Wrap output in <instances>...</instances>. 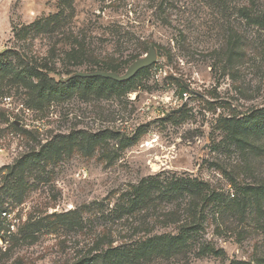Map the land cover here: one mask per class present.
I'll return each mask as SVG.
<instances>
[{
  "label": "rangeland",
  "instance_id": "rangeland-1",
  "mask_svg": "<svg viewBox=\"0 0 264 264\" xmlns=\"http://www.w3.org/2000/svg\"><path fill=\"white\" fill-rule=\"evenodd\" d=\"M199 1L71 0L67 7L60 0H0V55L20 50L66 84L39 98L37 90L12 82L14 73L0 74V211L16 219L0 264H78L96 248L189 226V198L118 217L121 196L141 180L195 179L225 201L234 196L229 178L264 183V145L235 146L218 123L264 106V33L255 37L236 21L241 36L253 40L248 37L232 67L220 28L232 20H217L212 3ZM59 13L52 22L64 24L52 38L15 37ZM151 47L156 63L126 86L77 76L96 63L126 61L117 73L123 75ZM18 164L22 179L15 185L9 173ZM227 217L207 210L183 257L153 264L262 262L264 224ZM207 245L215 255L203 253Z\"/></svg>",
  "mask_w": 264,
  "mask_h": 264
},
{
  "label": "trees",
  "instance_id": "trees-1",
  "mask_svg": "<svg viewBox=\"0 0 264 264\" xmlns=\"http://www.w3.org/2000/svg\"><path fill=\"white\" fill-rule=\"evenodd\" d=\"M60 1L63 5L70 7L69 3H71V0ZM199 3H212L215 8L216 17H220L217 20H223L227 23L232 20L229 27L225 28L226 30H223V25L220 28L226 32L227 36L223 54L227 52L228 62L233 67L235 61L240 58V50L243 48L246 40H249L246 32H243V36H241V30L235 26L236 21H244L246 30L254 31L253 33H256L255 37H259V35L264 33V0H200ZM61 15V13L52 15L44 21H37L23 27L15 33V37L19 38L20 35L26 37L31 34H33L32 36H37L41 34L42 36L46 35L52 38L56 33L55 31L62 28H59V25L62 26L64 24L62 21H58L59 25L52 21L57 20ZM113 33L119 35L120 31L113 30ZM249 38L253 40L252 37ZM146 47H144L145 50ZM144 49L142 50L144 51ZM10 56L12 59H9ZM137 57L139 56L135 54L129 59L135 60ZM26 59L27 56L20 50H7L0 55V74L4 72L14 73V76L11 78L12 82H18L29 88L31 87L32 91L33 89L37 90L39 98H44L48 94L52 96L57 92L64 91L66 84L49 78L44 74V72H47V69L41 68L38 65L36 66L35 60L26 61ZM124 64H126V61H121L119 64L96 63L92 67H89L90 69L87 70V73L96 71L119 73ZM67 74L69 75L70 73L67 72ZM30 79L36 80V84L33 85ZM75 79L76 77H73L70 81H74ZM132 79L123 83L103 78H86L85 80L91 82L100 80L118 86H126ZM180 87L181 92L186 93V88L182 84ZM171 116L167 120H170ZM218 123H222L221 128L235 146L239 145V147L247 148V150H260L261 147L258 144L264 145V106L252 108L240 118L232 115L228 120L224 119ZM31 166L28 169L34 171L36 166ZM21 169L22 166L18 164L12 167L9 173V177L14 178L15 185L19 184L22 179L18 172ZM167 180L158 181L157 178L141 180L136 187H132L130 191L121 196L122 203L119 206V210H116L119 212H116V215L121 218L124 215L131 216L143 210L151 211V209L159 206L158 204L161 202H172L180 198L184 200L189 198V208L187 209L189 226L179 228L176 234H152L146 231L145 237L139 238L130 244L117 247H112L109 244L106 248H96L93 255L88 256L86 260L84 259L78 264H153L158 261H168L183 257V254L186 253L185 251L195 240V236L199 232L200 223L204 222L205 212L209 209L214 214L220 216L228 215L229 217L227 218L238 221L240 224L241 222L246 224L254 222L258 226L259 224L260 226L264 224L263 221L260 222L261 219H264V201H261L264 198V183L256 182L254 184L242 185L229 178L234 196L233 200L229 199V201H225L224 197H221L220 193H216L210 189L207 183L199 182L195 179ZM246 196H249L251 199H248ZM157 217L155 216V218ZM0 220L1 222L3 221L1 217ZM198 220L200 223H197ZM39 224L40 222H35L30 226L35 229ZM260 226L259 228H263ZM74 227H77V225L75 224ZM4 228V224H2L0 232ZM31 234L28 236L32 237L33 234ZM102 237H106V234L103 233ZM202 251L205 254H216L214 249L209 248L208 245ZM258 264H264V259Z\"/></svg>",
  "mask_w": 264,
  "mask_h": 264
},
{
  "label": "water",
  "instance_id": "water-1",
  "mask_svg": "<svg viewBox=\"0 0 264 264\" xmlns=\"http://www.w3.org/2000/svg\"><path fill=\"white\" fill-rule=\"evenodd\" d=\"M156 60V51L154 48L151 47L145 54V56L133 62L123 75H119L113 72L96 71L93 73H79L77 76H81L84 78H103L112 80L114 82L123 83L134 78L141 70L151 67L153 64L156 63ZM177 80L183 85L184 88H186V84L181 79ZM180 110L181 109L172 111V113L168 114L166 118H168L172 114H178Z\"/></svg>",
  "mask_w": 264,
  "mask_h": 264
},
{
  "label": "built area",
  "instance_id": "built-area-1",
  "mask_svg": "<svg viewBox=\"0 0 264 264\" xmlns=\"http://www.w3.org/2000/svg\"><path fill=\"white\" fill-rule=\"evenodd\" d=\"M6 102H9V99H5ZM0 217L6 222L5 230L0 235V247L5 244L7 238L15 231L16 219L10 215L6 210L0 213Z\"/></svg>",
  "mask_w": 264,
  "mask_h": 264
}]
</instances>
